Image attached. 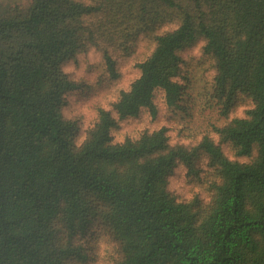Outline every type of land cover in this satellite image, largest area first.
Wrapping results in <instances>:
<instances>
[{
  "label": "trees",
  "instance_id": "1",
  "mask_svg": "<svg viewBox=\"0 0 264 264\" xmlns=\"http://www.w3.org/2000/svg\"><path fill=\"white\" fill-rule=\"evenodd\" d=\"M193 97L221 120L196 141L114 139ZM0 264H264V0H0Z\"/></svg>",
  "mask_w": 264,
  "mask_h": 264
},
{
  "label": "rangeland",
  "instance_id": "2",
  "mask_svg": "<svg viewBox=\"0 0 264 264\" xmlns=\"http://www.w3.org/2000/svg\"><path fill=\"white\" fill-rule=\"evenodd\" d=\"M142 46L140 47L141 50ZM94 63L89 65V68H92L93 70H97V74L100 71L98 64V61L93 60ZM87 67V68H88ZM122 67V77L120 83H117V86H124L126 87L131 77L136 72L132 68H128V66L123 65ZM201 65L195 64L194 65V71L193 74H197L200 72ZM86 69V68H85ZM198 77V76H197ZM202 81H198L195 85L198 87L199 85H202ZM94 86H89L87 90L88 95H85V97L78 98L79 94L82 92H79L77 95H72V102H70L67 105L66 112L70 116H75L79 118V121L81 122V130H84V127L89 126L93 119L96 116V106L103 102H96L97 95H93L90 92L94 90ZM116 87V86H115ZM88 96V97H87ZM197 97V96H196ZM195 100L193 103H191L189 112L190 115L187 117H175L170 116L168 112L166 111L165 104H162L161 98L157 99L160 109V114H158L156 119H151L148 114H143L141 117L136 118L135 121H129L128 119L121 120L112 130V134L114 139L119 140L122 139L126 134H132L133 130H138L140 127L143 126H153L155 124L165 123L170 128L169 134L171 136L172 141L176 140L177 138L180 139H189L192 138L191 141H196V136H200L203 130H208L210 128V124L216 122L221 123V120H217V114L215 108L209 107L207 104H205L203 101H201L200 98L196 100L195 97H193ZM107 102V99L104 101V103ZM103 103V104H104ZM184 125L187 127L184 129V131L180 132L179 128L181 126L184 127ZM202 130V131H201ZM191 131V132H188ZM183 133V134H181ZM181 134V135H180ZM169 186L170 189L179 197H189L192 196L194 193L201 192L203 189L200 186L199 183L191 181L189 177L185 176V169L184 167H178L174 173L170 177L169 180ZM203 187V186H202ZM201 189V190H200ZM204 196V192H201Z\"/></svg>",
  "mask_w": 264,
  "mask_h": 264
}]
</instances>
